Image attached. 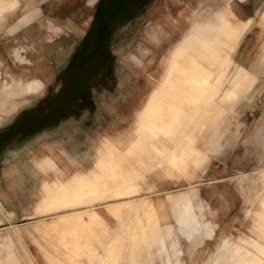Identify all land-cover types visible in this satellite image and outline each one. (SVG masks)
I'll use <instances>...</instances> for the list:
<instances>
[{"label": "crops", "instance_id": "obj_1", "mask_svg": "<svg viewBox=\"0 0 264 264\" xmlns=\"http://www.w3.org/2000/svg\"><path fill=\"white\" fill-rule=\"evenodd\" d=\"M97 1L100 2V0H19L18 4L11 5L9 9L6 8L8 10L4 11L5 35L0 37V67H15L18 70V67L23 68L27 64L30 67L25 68L28 73L35 72L38 75L23 74L22 71H13L9 68L8 73L11 80L0 86V229L3 228L0 230V236L2 235L0 264H70L66 256L61 255V252L55 248V245L60 242L56 233L68 225L76 229L72 232L73 238H69L67 242L68 251L66 253L70 259H82L87 253L88 260L85 264H100L101 259L111 255L113 247L117 244L118 240L113 244L109 242L116 239L115 230L124 225L123 231L118 233L124 236V239L119 241L114 264L135 261L137 233L132 231V222L135 225V221H139L142 237L147 240L149 217H142L139 211L142 207L145 211H151V207L156 204L155 199H157L159 208H165L167 203L165 206L160 204L161 196H165L163 199L168 200L171 195L164 192L169 191L168 187L164 188L165 190L152 189L157 184H165L156 179L155 169L158 164L155 163L157 161L155 154L142 156L139 166L121 170L117 169L121 161L114 156V151L120 149V151L130 152L138 146L148 148L151 145L160 149L154 140H149L143 128L147 119L159 123L165 122L164 112L168 111L171 103L166 110L160 102L161 97L154 107H152V100L157 93L161 92L163 87L161 85L169 89L164 81L170 69H163L159 60L175 38L163 34L148 36L147 40L154 46L157 56L152 62V67H162V69L159 73L155 70V73H152L151 69H129L137 74L143 73L144 77L136 81L137 83L131 81L132 89H136L128 95L125 102L121 94L124 86H129L125 83H130V80H127L130 76H121V80L117 81L116 85L118 89L114 94L112 92L111 96H108L105 91V94L94 93V99L92 96L86 97L85 91L76 90L91 87L90 80L73 81L55 78L60 73L57 67H87L86 53L90 51L88 48H90L91 37L88 40L89 36L79 30L81 25L84 26L91 22L92 7ZM110 1L101 0L102 6L113 7V2ZM150 1L148 7L154 10L161 8L164 11L166 9L164 7L168 6L174 9L180 8V22L178 23L184 27L191 26L190 33L194 27L193 24L207 28L206 24H216L223 15H227L223 18L225 20L223 22L227 21L234 27L233 36L227 39L226 55L229 57L227 69L229 72L235 70L233 64L236 59L243 67L242 74L248 78L242 84L236 85V93L226 101L225 112L228 116L225 118L221 116V121L217 124L214 134L209 132L205 135L206 140L200 150H207L212 153V156L203 170L223 173L231 169L251 170L264 167V0ZM202 7H211L213 10L203 15L200 13ZM190 9H194V12L190 16H183ZM251 17H254L252 24L245 31L235 51L234 46L237 40L235 28L237 29L242 22L244 25L239 29L240 32ZM169 19L171 18L163 12L155 20L157 25L165 24L164 26L167 27L168 24L174 25L173 20L169 21ZM51 20L62 25H73L78 31L64 33L62 30L53 38H46L42 34L45 33V28ZM15 24H19L18 27L11 30V26ZM64 29H66L65 26ZM167 31L168 29L165 30ZM208 31L213 33L211 30ZM185 33L179 35L178 44H172L173 52L176 53L177 48L187 40L183 38ZM194 39L195 41L202 39L218 43L224 40L222 35L218 38L214 36V38L195 37ZM20 42L29 44L26 53L33 58L32 62L13 61L12 46ZM189 51L187 46L186 51L182 52L180 57L185 55L189 58L191 56V51ZM42 67H50L48 75L44 74ZM149 74L153 75L150 80ZM36 78L43 84L41 91L20 92L17 96L10 94L11 89L14 91L18 88L21 91L32 89L31 86L23 85ZM49 88L73 90L52 91L51 95H44L48 92L46 89ZM212 88L219 90L221 87L216 84ZM210 99L213 100V98ZM126 103L130 105L123 111V104ZM207 104L208 100L206 107ZM199 105L202 107L205 102ZM202 109L200 113L196 110L195 114L185 118V121L196 120L198 123L211 120V114H208V118H204ZM118 110H122L124 120L112 125L110 122L118 117ZM129 117L131 118L127 119ZM213 117L212 121H217V118ZM123 129H126L125 135L121 133ZM187 134V131L183 132L184 136ZM101 139L102 146L105 148V156L100 153L97 155L96 152ZM178 139L181 145L182 137L179 136ZM170 143L176 151L179 150L177 147L180 145L175 146L171 139ZM184 145L183 153H188L187 145L183 143V148ZM146 166L153 167V169L147 170ZM188 166V163L180 166L183 169L182 179L190 177L184 172L194 174L192 170L187 169ZM223 168L227 170L218 171ZM97 174L102 183L96 179ZM117 175H121V178H117ZM133 176H148L149 184L139 185L130 179ZM222 178L224 176L216 177V180ZM216 185L215 183L213 188ZM227 185L231 187L230 184ZM142 188L146 190L142 192ZM195 189L198 190L197 193ZM210 189L214 193L212 187ZM215 190L227 208L236 209L238 207L237 195L234 199L227 197L224 199L220 194L230 195L229 190L223 184ZM211 192L206 189L199 196V187L194 185L195 197L190 199L193 204L194 199L200 198L216 205V197ZM184 203L180 206L178 214ZM120 205L128 209V215L120 218L123 224L121 220L118 222L114 218L116 215L110 211ZM187 208L188 206L177 222L181 223L186 217ZM212 209H214L213 205ZM204 210L202 218L209 219L206 215L209 209L204 208ZM207 214L222 215L223 213L210 212ZM63 217L68 219L67 223H60L59 219ZM92 217H98L96 219L100 223H92ZM69 219L74 222L70 224ZM205 222L212 226L209 220ZM166 224L169 227L173 221L167 220ZM91 225L96 230L104 232L103 238L101 237L104 242L103 250L87 237L89 233L86 232L85 239H82V228H91ZM4 229L7 231L5 232ZM183 234L184 240L182 238L172 240L171 246H176L173 252L166 243L164 234L156 237L159 240L156 246L158 247L157 252L162 257L161 264H185L178 259L177 247L181 249L193 246L191 242L194 246L197 242H201V246L204 242L199 239H188L186 230ZM212 234L213 231L210 234L205 233L208 237ZM189 242L191 244H188ZM202 246L208 245L203 244Z\"/></svg>", "mask_w": 264, "mask_h": 264}, {"label": "rangeland", "instance_id": "obj_2", "mask_svg": "<svg viewBox=\"0 0 264 264\" xmlns=\"http://www.w3.org/2000/svg\"><path fill=\"white\" fill-rule=\"evenodd\" d=\"M110 2H113L112 4L114 6L105 8L102 6L101 0L100 2L97 1L95 6L92 7L91 22L84 26L81 25L80 27L81 29L79 31L84 32L86 36H89L87 38L88 40L91 37L89 42L90 48H88L90 51L86 53L87 67H57L60 69V73L59 76L55 78L73 81L90 80L91 87L82 89L79 88L76 90L85 91L87 93L86 97L92 96L94 99V93L105 94V91H107L108 96H111L112 92L114 94L117 91V81L121 80V76H130V78L127 80H130L129 82L131 84L125 83L129 86H124L121 94L125 102V99L128 97V95L132 94L131 92L136 89H132V82L134 83L144 77L143 73L137 74L136 72L130 71L129 69H141L143 65L148 63L150 65L152 61L151 57L156 54L154 51V46L149 43L147 38L148 36H154L151 32H149V30L160 26L156 24L155 19L160 17V13L163 12L166 13L169 18L170 16L167 14L168 12L176 18H171L169 21L173 20V26L178 27V33H174L176 38L170 42L168 50L161 55L159 62L163 65V69L165 70L175 69V73L178 71L179 73L174 75L175 78L178 77L179 79L182 77L181 79H183L187 78L189 75L191 76L189 77V81L186 82L183 80L182 84H180L181 87H178L175 90H169L167 87V90H165L166 88L163 89L162 87L160 100L162 106L167 110L169 104H173H171L173 107L170 105L169 110L164 112L165 115L163 114L165 116V122L159 123L151 120L152 125H150V120L148 121L147 119V123H144L143 129L147 132L149 140H154L156 144L159 145L160 149L151 145L148 148L138 146L130 152H124L123 150L120 151V149L114 151V156L121 161L117 169L121 170L131 166H139V164L142 162V156H152L155 154L157 160L155 163L158 164V167L155 169L156 179L161 181V183L164 182L165 184H157L153 186L152 189L157 191L165 190L164 188L168 187L169 191L165 190L164 192L171 194L170 196L168 195V200H164L163 197L165 196H161L162 200L160 201V204L165 206V203H167L165 208H159L156 201L157 199H155L156 204L151 207V211H145V208H141L139 213L143 215L142 217H149L147 226L149 237L147 240H144L140 231L141 229L139 221H135V225L132 222V231H136L137 233V258L135 261L124 263L161 264L162 257H160L159 253L157 252L158 247L156 246L157 243H159V240L156 237H161L164 234L166 243L170 246L169 248L173 252L175 250L174 247L176 246H171L172 240L179 238L184 240L185 236L183 233L186 230V236L188 239H199L200 241L204 240V242H202L201 246V242H197V246H194L193 242H191L193 246L183 247L181 249L177 247V251L179 252L178 259H180L185 264H264V167H258L251 170H227L223 168L218 171H227L223 173H211L209 170H203V167L208 164L212 153L208 152L207 150H200L203 147L202 144L206 140L205 135H207L209 132L210 134H214L215 130L217 129V124L221 121V116L223 115V118L228 116L227 112H225V103L230 96H233L236 93V85L242 84L248 78L246 75L242 74L241 69H243V67L239 65L236 59L235 64H233L235 66L234 71L230 70L229 72V70L225 69V67L221 68V64L227 59V39L228 37L233 36L234 28L227 21V23L223 22L225 21L223 18H226L227 15H223V17L221 16L222 18L217 20L218 23L206 24L207 28L204 27V30L208 29L213 31L211 34L207 30V33L211 35L206 37L215 36V38H218L222 35L224 38L223 41L218 43L216 41L199 39L197 41L191 42L189 39V28L191 26L184 27L178 23L180 22V8L174 9L168 6L164 7L166 8L164 11L161 10V8L159 9L160 11L158 9L154 10L153 8L148 7V4L151 2L150 0H111ZM18 3L19 0H0V37L5 35V31L3 30V17L5 9H9L11 5ZM159 4L162 5V3ZM212 10L213 8L211 7H202L200 9V13L205 15L211 13ZM193 12L194 9H190V11L186 14L184 13L183 16H190V14ZM240 24V26H237V29L235 28V36L238 35L239 29H241V27L244 25L242 22ZM18 25L19 24H15L11 26L10 29L14 30L16 27H18ZM64 26L66 29H64ZM45 29L46 31L42 34V36L49 39L53 38V36L62 30L64 33H68L69 31L71 33L73 31H78L73 25H62L55 22L54 20L49 21L47 28ZM185 31L187 32L185 33ZM182 33H185V37L183 38L188 39L189 41L188 44L186 43L185 45L189 47L193 58L189 59L185 55L183 57H179L177 56V53L173 52L171 48L173 45L179 43V35ZM17 46H20V52H17ZM28 46L29 44L26 42L16 43L12 46V54H16L17 52V62H22V57L24 62L33 61V58L26 53V48ZM13 57L14 55H12V58ZM174 60H177V62L175 65H172ZM227 61L229 62L228 59ZM227 61H225V63ZM232 61L233 58L230 61L231 64ZM9 68L13 69V71H22L23 74L38 75L35 72L28 73L25 68L30 67L27 64L24 65L23 68L18 67V70L15 67ZM9 68L0 67V86L10 82L11 78L9 77L8 73ZM42 68L44 69V74L48 75V70L50 67ZM150 69L152 73H155V71L159 73L162 67H152L151 65ZM224 73V81L220 84L219 82L224 77ZM37 79L38 78L25 83L23 86H31L32 89L23 91L27 93L41 91L43 89V84H40ZM150 79L151 78H149V80ZM38 83L40 86H38ZM216 84L221 87L219 90L212 89V87ZM60 90L68 91L73 89L49 88L46 89L48 92L44 95H51L52 91L57 92ZM213 92H216V95L214 94L211 104L209 103V105L206 107V102L211 98ZM53 94L55 95V93ZM62 94L67 95L66 93ZM202 96L203 98H201ZM91 102L94 104V100ZM202 102H205V105L201 107L199 103ZM126 104H123V111L130 105ZM201 108L206 109L204 112V118H208V114H211V120L204 122L200 121L197 124L196 122L194 123L193 120L191 122L185 121V118L190 117V115H194L196 110L197 112L199 110L201 112ZM121 111L118 113L120 116L118 115L117 118H114L110 124L114 125L120 120H124L123 113H121ZM213 116L217 118V121H212L214 118ZM130 118L131 117L127 119ZM154 123L157 124L156 126H160L159 130L161 132ZM145 124L147 125V128ZM153 130L155 132H153ZM184 131H187L188 136L183 135ZM121 133L125 135L126 129H123ZM160 134L161 136H159ZM179 136L182 137V141L181 145L177 147L179 150L176 151V148L172 147L170 139L173 143L179 140ZM175 138L176 140H174ZM196 142H198V144L200 143V145H198ZM183 143L187 145L188 153H183V150L185 149V145L183 148ZM102 144L103 141L101 139V144L97 147L96 152L97 155L100 153L102 156H105V148L102 146ZM185 163L189 164L187 169L192 170L191 172L194 174L184 172L190 177L182 179L183 169L180 166L184 165ZM92 168L93 166L89 172H91ZM145 168L147 170L153 169V167L150 168L147 166ZM95 176L98 182L102 183L100 176L98 174ZM220 176H224V178L217 181L216 177ZM117 178H121V175H117ZM130 179L136 181V183L139 185H148L150 181L148 176H133L130 177ZM215 183L217 185L213 188ZM222 184L229 190L230 194L228 196L225 193H220L224 199L225 197L234 199V197L237 195V202L239 203L236 209L227 208L223 202V199L219 198L220 195L217 194L218 192L215 190V188L220 187ZM227 184H230L231 187H228ZM194 185L199 187V196H201L200 193L204 192L206 189L207 191L211 192L210 187H212L214 193H211L216 197V205L210 201L201 200L200 198L194 199L195 203L193 204L192 199L190 198L195 197L193 193ZM145 190V188H142L141 191L144 192ZM197 191L195 189V193H197ZM220 202H222V204ZM183 203L184 206L181 212L178 214L180 211V206H182ZM212 205L214 206V209L211 210ZM229 205L233 206V204ZM187 206L188 208L186 211V217L181 223L177 222L180 216L184 213V210ZM117 208L109 210L116 215L114 218L120 222L121 217L128 215V209L124 205H120ZM204 208H206V210L209 209L207 213L220 212L223 214L213 215L206 213L209 219H204L202 218V214L205 211ZM96 218L98 217H92V223H100V221H98ZM167 220L173 221V224H171L169 227H167L168 225L166 224ZM206 220H209V222L212 223V226H209L205 222ZM197 221L200 222L198 223ZM71 222H74V220H70L69 223L71 224ZM123 226L115 230L117 233L116 239H113V241L109 242H112L113 244L118 240L116 242L117 244L113 247L111 255H107L104 257V259H101L99 262L100 264H114L115 251L118 249L120 239H124V236H120L118 234L119 231H123ZM74 231H76V229L72 225L62 227L60 232L56 233L60 238V242L59 244L55 245V248L61 252V255L66 256V258L70 261V264H85V262L87 263L88 260L87 253L86 255H83L82 259L78 260L70 259L69 256H67V242L69 238H73L72 232ZM212 231V236L210 235L208 237L205 235V233L210 234ZM82 232V239H85L86 232L89 233V236L87 237L92 240L99 249L101 248V250H103L104 242L101 239V237L103 238L104 235L103 230L98 231L91 225V228H82ZM195 235H197V237H194ZM191 243L189 242L188 244ZM203 244L208 246H202Z\"/></svg>", "mask_w": 264, "mask_h": 264}, {"label": "bare ground", "instance_id": "obj_3", "mask_svg": "<svg viewBox=\"0 0 264 264\" xmlns=\"http://www.w3.org/2000/svg\"><path fill=\"white\" fill-rule=\"evenodd\" d=\"M264 3V2H263ZM262 2H261V4H263ZM260 4V5H261ZM261 7V6H260ZM259 7V8H260ZM196 10V9H195ZM169 16H170V18H173V15L171 14V13H167ZM254 19V17H251V18H249L248 19V21H247V23H246V25L242 28V30L240 31V32H238V35H237V40H236V42H235V46H234V49H235V51H236V49H237V46H238V44H239V42L241 41V39H242V37H243V35H244V33H245V31L247 30V28H249L250 27V25L252 24V20ZM196 22V21H195ZM157 23V22H156ZM198 24V23H197ZM196 24V25H197ZM165 24H161V26H158V27H156V28H153V29H150L149 30V32H151L154 36H158V35H166L167 37H169V36H171L172 38H176L175 36H174V33L175 34H177L178 32H177V29H178V27H175V26H173V25H169L168 24V26H169V28H168V26L167 27H165L164 26ZM194 25V27H192V29H191V33H190V35H189V39L191 40V42H193V41H195V37H197V38H200V37H206V36H209V35H211V34H209V33H207V31L206 30H204V27H200V26H195V24H193ZM166 29H168V31L167 32H165V30ZM214 36H211V38H213ZM188 40V39H187ZM187 40L185 41V42H183L182 43V45H180L178 48H177V50H176V53H177V56H179L180 57V54L182 53V52H185L186 51V42H187ZM190 42V43H191ZM187 44H188V42H187ZM137 46V45H136ZM22 48H24V47H22ZM16 49H17V52H20V46H17L16 47ZM17 52H16V54H17ZM16 54L14 53V54H12V55H14V57L12 58L14 61H18V59H17V57H16ZM231 54H233V53H231ZM230 55V54H229ZM166 56V55H165ZM157 56H156V54H154L151 58H152V61H151V63H150V65H149V63L148 64H145V65H143L142 67H141V69H150V66L152 65V62H153V60L156 58ZM232 57V56H231ZM189 58H193V55H191ZM228 60H229V57H226ZM227 59L225 60V61H227ZM21 61L22 62H24V59H23V57H22V59H21ZM225 61L221 64V68H224L225 67V69H227V66H228V61L225 63ZM177 62V60H174L173 61V63H172V65H175V63ZM146 63V62H145ZM172 67H174V66H172ZM171 68V67H170ZM168 70V69H167ZM169 71V73H167L166 75H165V83H166V85H168L169 86V90L171 89V90H175L176 88H178V87H181V85L180 84H182V82H183V80H185L186 82L187 81H189L190 80V78L189 77H191L190 75L189 76H187V78H183V79H181V78H179L178 79V77L177 78H175L174 77V75L175 74H177V73H179L178 71H177V73H175L174 71H175V69H170V70H168ZM172 71V72H171ZM195 75V74H194ZM193 75V76H194ZM153 77V75H151V74H149V78H152ZM224 78H225V73H224V77L221 79V82L222 81H224ZM197 79V78H196ZM193 80H194V78H193ZM198 80V79H197ZM39 81V80H38ZM209 82V81H208ZM34 83V82H33ZM39 83L40 84H42L40 81H39ZM38 83V84H39ZM193 83V82H192ZM40 84L38 85V86H40ZM162 84V83H161ZM188 85V84H187ZM161 86H163V88L165 87V85H161ZM191 86V85H190ZM20 87V86H19ZM18 88V87H17ZM166 88V87H165ZM164 88V89H165ZM159 89V88H158ZM213 89V88H212ZM165 90H167V88L165 89ZM218 90V89H217ZM39 91V90H38ZM20 92H22V93H24L25 91H21L19 88L18 89H16L15 91L14 90H12L11 89V91H10V94H12L13 93V96H17V95H19V93ZM178 93V92H177ZM176 93V94H177ZM213 94V96H211V98H213L214 97V94L216 95V92L214 93H212ZM161 95V92H159V93H157L156 95H155V97H154V100H152V107H154V105L159 101V99H160V96ZM166 96V95H165ZM179 96V95H178ZM145 102V101H144ZM211 102V99H208V104H207V106L209 105V103ZM177 103V102H176ZM172 104V103H171ZM178 104V103H177ZM173 105V104H172ZM171 105V106H172ZM173 107V106H172ZM169 110V109H168ZM171 110H174V109H171ZM170 110V111H171ZM177 110V109H176ZM204 110V112L206 111V109L204 108L203 109ZM169 111V112H170ZM200 111V110H199ZM198 111V112H199ZM204 112L202 113V114H204ZM173 113H174V111H173ZM200 113V112H199ZM202 114H200V115H202ZM199 115V116H200ZM191 116V115H190ZM198 116V117H199ZM198 117H197V119H198ZM194 119V118H193ZM176 120V119H175ZM200 120H201V116H200ZM149 121V120H148ZM193 121H195V122H197L196 120H193ZM199 121V120H198ZM146 122V121H145ZM194 122V123H195ZM147 123V122H146ZM149 123H151L150 125H152V122H151V120H150V122ZM155 124V123H154ZM197 124V123H196ZM146 125V124H145ZM149 125V126H150ZM157 124H155V126H156ZM159 125V124H158ZM157 128H158V130H159V128H160V126L158 127V126H156ZM155 127V128H156ZM171 127V126H170ZM146 128H147V125H146ZM149 128H151V127H149ZM148 128V129H149ZM152 128H154V127H152ZM171 129V128H170ZM150 130V129H149ZM162 130V129H161ZM160 131V130H159ZM153 132H155L154 130H153ZM161 132V131H160ZM172 133V132H171ZM173 144L175 145V146H177V145H180V142H179V140L178 141H176V142H173ZM109 170V169H108ZM183 195V194H182ZM64 198V197H63ZM74 199V198H73ZM121 204V203H120ZM111 205V204H110ZM114 206V205H113ZM59 218V217H58ZM59 221H60V223L62 222L63 224L65 223V222H68V219L67 218H60L59 219ZM33 224H34V221H33ZM37 227V226H36ZM3 229V228H2ZM2 229H0V230H2ZM5 230V229H4ZM3 230V231H4ZM7 230H5V232H6ZM1 233H2V231H1ZM4 235V234H3ZM0 238H2V235L0 236Z\"/></svg>", "mask_w": 264, "mask_h": 264}]
</instances>
